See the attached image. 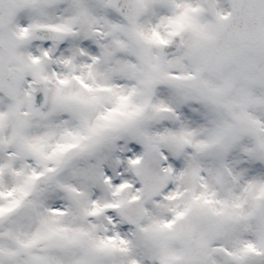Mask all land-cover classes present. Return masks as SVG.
Returning <instances> with one entry per match:
<instances>
[{
    "label": "snow or ice",
    "instance_id": "obj_1",
    "mask_svg": "<svg viewBox=\"0 0 264 264\" xmlns=\"http://www.w3.org/2000/svg\"><path fill=\"white\" fill-rule=\"evenodd\" d=\"M0 264H264V0H0Z\"/></svg>",
    "mask_w": 264,
    "mask_h": 264
}]
</instances>
